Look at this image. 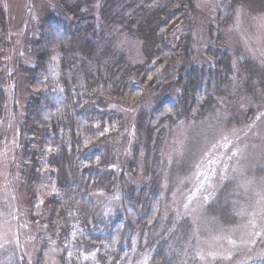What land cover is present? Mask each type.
<instances>
[{
    "label": "rangeland",
    "instance_id": "1",
    "mask_svg": "<svg viewBox=\"0 0 264 264\" xmlns=\"http://www.w3.org/2000/svg\"><path fill=\"white\" fill-rule=\"evenodd\" d=\"M59 1L0 0L4 27L10 34L6 35L10 46L7 60L0 62L3 79L18 70V58L23 63L35 54L36 35L41 33L37 28L44 16L53 11V17L68 18L67 5ZM86 1L83 13L91 14ZM137 1L142 2L139 11L143 12L168 0H131L126 13L133 21L137 19ZM104 4V0H96L94 7L99 11ZM194 5L186 21L188 26H182L174 35V46L183 49L190 44V64L197 67L215 69L227 53L225 68L219 70L217 79L212 78L218 105L196 111L191 119H180L172 114L175 109L167 107L176 102L175 83L162 81L161 87L157 84L152 90L146 89L137 103L107 99L106 108L120 114L123 121L122 136L107 147L118 155L112 167L119 178L112 189L109 182L95 190L100 206L96 230L124 213L123 198L130 191L126 189L129 185L132 195L137 196L155 179L163 194V211L154 228V247L168 238L167 244L182 264H256L264 259V93L250 95L242 85L244 61H256L264 68V0H195ZM100 11L99 29L104 22ZM119 14L114 13V21ZM121 23L113 26L116 50L125 49L130 61L143 59L141 39L130 34V28L123 26L121 30ZM4 35L0 32V37ZM182 64L178 55L165 69L172 74L170 78L176 79ZM20 77L13 76L4 83L9 89V102L14 84L18 115L28 97L25 80ZM160 104L166 112L151 122V114ZM141 113L151 123L141 125ZM8 117L0 124V263L37 264L43 251L41 264H62L61 237L66 227L60 226L63 231L52 233L46 206V198L57 189L56 178L39 170L37 184L25 180L21 168L24 145L20 144L18 127L15 129L10 120H14L13 113ZM226 185L230 187L224 206H231L230 220L209 210ZM141 241L139 234L133 236L125 264H151L153 250L147 247L150 239ZM82 259V264H98L91 253L85 252Z\"/></svg>",
    "mask_w": 264,
    "mask_h": 264
},
{
    "label": "trees",
    "instance_id": "2",
    "mask_svg": "<svg viewBox=\"0 0 264 264\" xmlns=\"http://www.w3.org/2000/svg\"><path fill=\"white\" fill-rule=\"evenodd\" d=\"M60 1L70 11L68 18L53 17V11L44 16L37 28L41 33L36 35L35 54L23 60L28 65L18 58V70L11 71L10 76L13 73L14 78L21 76L28 88V97L19 115L15 113L17 91L14 84L10 87L11 102L6 95L9 89L4 86L13 76L3 79V64L0 63V124L9 118L10 112L13 113L14 120H10L15 129L18 127L20 144L24 145L25 164L24 159L21 160V168L28 183L37 184L39 170H46L45 173L56 178L57 189L46 198V206L52 233L63 231L60 226L66 227L61 237V262L82 264V257L87 252L95 255L98 264H125L131 239L139 234L142 243L150 239L147 247L153 250L151 264H182L167 244L168 238L154 247V228L163 211V194L155 179L139 190L137 196L132 195L133 189L129 185L126 189L130 191L123 198L124 213L113 216L104 222L103 229L96 230L100 206L94 193L109 182V189H112L119 178L117 169L112 167L117 163L118 155L107 147L122 136L123 127L122 116L108 110L106 101L111 98L137 103L146 89L152 90L157 84L161 87V81L173 82L178 94L176 102L167 107L172 111L175 109L172 114L180 119H191L196 111L200 113L218 105L212 78L217 79L219 70L225 68L228 55L223 54L224 60L218 61L215 69L197 67L190 64V44L183 49L175 48L174 35L182 26H188L186 21L195 10V0H168L147 7L143 12L139 11L142 2L137 1L135 21L126 13L131 0H104L101 11L99 9L104 20L100 29L99 11L94 7L96 0L86 1L91 14L83 13L85 0ZM118 12L120 16L114 21V13ZM2 13L0 4V32L5 34L0 37V62L7 60L10 51L6 39L10 34L4 27ZM118 21L122 22L121 30L130 28V34L141 39L145 54L142 61H130L125 49L116 50L113 26ZM178 55L183 64L177 68L179 74L174 80L165 69L168 70ZM243 71L242 88L250 95H262L264 68L256 61L246 60ZM16 87L18 89V83ZM154 110L151 122L166 112L161 104ZM142 115L141 125L151 123L147 114ZM2 151L3 141L0 140V153ZM229 187L226 185L221 189L219 198L209 205V210L224 220L232 219L231 206H224ZM38 256L37 264H41L43 251ZM256 264H264V259Z\"/></svg>",
    "mask_w": 264,
    "mask_h": 264
}]
</instances>
